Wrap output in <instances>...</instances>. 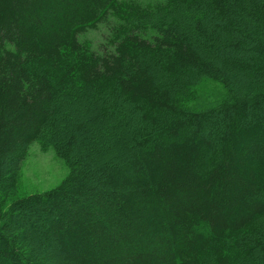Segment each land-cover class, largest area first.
Returning <instances> with one entry per match:
<instances>
[{
  "label": "trees",
  "instance_id": "obj_1",
  "mask_svg": "<svg viewBox=\"0 0 264 264\" xmlns=\"http://www.w3.org/2000/svg\"><path fill=\"white\" fill-rule=\"evenodd\" d=\"M0 264H264V0H0Z\"/></svg>",
  "mask_w": 264,
  "mask_h": 264
},
{
  "label": "rangeland",
  "instance_id": "obj_2",
  "mask_svg": "<svg viewBox=\"0 0 264 264\" xmlns=\"http://www.w3.org/2000/svg\"><path fill=\"white\" fill-rule=\"evenodd\" d=\"M149 0H141V2ZM154 1V0H150ZM108 34L107 25L99 24L94 28L88 29L82 35L83 40H89L91 47L98 49L104 44V35ZM208 88H212V84H207ZM202 94L201 99H212V95ZM69 167L67 163L56 156L52 149L43 150L39 142H32L26 151L25 158L20 167L18 185L15 195L25 196L31 193L42 192L54 188L61 184L67 177Z\"/></svg>",
  "mask_w": 264,
  "mask_h": 264
}]
</instances>
